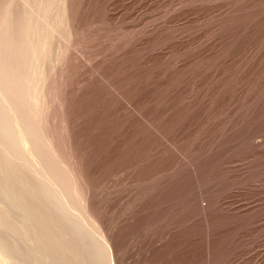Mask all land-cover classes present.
Here are the masks:
<instances>
[{
	"label": "rangeland",
	"instance_id": "obj_1",
	"mask_svg": "<svg viewBox=\"0 0 264 264\" xmlns=\"http://www.w3.org/2000/svg\"><path fill=\"white\" fill-rule=\"evenodd\" d=\"M64 6L45 127L113 264H264V0Z\"/></svg>",
	"mask_w": 264,
	"mask_h": 264
},
{
	"label": "bare ground",
	"instance_id": "obj_2",
	"mask_svg": "<svg viewBox=\"0 0 264 264\" xmlns=\"http://www.w3.org/2000/svg\"><path fill=\"white\" fill-rule=\"evenodd\" d=\"M63 2L0 0V264H113L45 127Z\"/></svg>",
	"mask_w": 264,
	"mask_h": 264
}]
</instances>
